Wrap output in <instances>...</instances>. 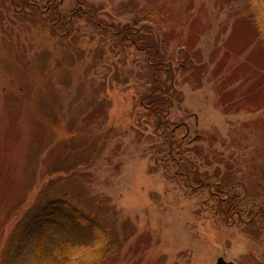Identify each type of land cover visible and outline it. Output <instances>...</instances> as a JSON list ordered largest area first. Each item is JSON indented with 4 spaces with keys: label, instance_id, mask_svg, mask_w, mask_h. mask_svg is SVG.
<instances>
[{
    "label": "rangeland",
    "instance_id": "obj_1",
    "mask_svg": "<svg viewBox=\"0 0 264 264\" xmlns=\"http://www.w3.org/2000/svg\"><path fill=\"white\" fill-rule=\"evenodd\" d=\"M227 192L264 205V0H0V264L62 193L116 237L103 264H264Z\"/></svg>",
    "mask_w": 264,
    "mask_h": 264
},
{
    "label": "trees",
    "instance_id": "obj_2",
    "mask_svg": "<svg viewBox=\"0 0 264 264\" xmlns=\"http://www.w3.org/2000/svg\"><path fill=\"white\" fill-rule=\"evenodd\" d=\"M155 114L160 117L159 112L155 111ZM159 126L163 128L158 122L157 128ZM172 133L173 129L164 131L165 143L169 141L167 136ZM170 153L171 148H168L169 157ZM220 183L215 186L221 190L227 189ZM62 194L43 197L38 204L41 212L30 224L26 216L15 224L14 227H21V230L17 234L14 228L11 231L6 249H2L1 264L7 261L4 258H7L9 250L13 249V253H16L28 241L30 245L35 244L32 255L35 264H103L112 260L117 252L116 237L112 231L73 203L65 193ZM239 207H232L227 213L231 214Z\"/></svg>",
    "mask_w": 264,
    "mask_h": 264
},
{
    "label": "flooded vegetation",
    "instance_id": "obj_3",
    "mask_svg": "<svg viewBox=\"0 0 264 264\" xmlns=\"http://www.w3.org/2000/svg\"><path fill=\"white\" fill-rule=\"evenodd\" d=\"M226 194H227L226 196L228 198L232 199L231 203L229 204V207L227 208V211L230 210V208H232L235 204V206L236 205L240 206L242 208V210H244V211L250 209L251 217L250 216L249 217L251 218V220H253V218H254V210L255 209H257L256 210L257 213H261L264 216V205L254 201L250 206H248L247 202L249 201V199H248L246 193H244L240 197L234 196L233 198L230 197V194L228 192ZM240 207H239V209H235L233 211V213L230 214V217L237 216L238 218H241L243 216V214H242L243 212H241Z\"/></svg>",
    "mask_w": 264,
    "mask_h": 264
},
{
    "label": "water",
    "instance_id": "obj_4",
    "mask_svg": "<svg viewBox=\"0 0 264 264\" xmlns=\"http://www.w3.org/2000/svg\"><path fill=\"white\" fill-rule=\"evenodd\" d=\"M215 264H234L230 261H225L222 257H218Z\"/></svg>",
    "mask_w": 264,
    "mask_h": 264
}]
</instances>
